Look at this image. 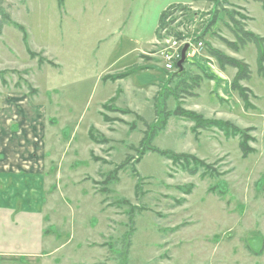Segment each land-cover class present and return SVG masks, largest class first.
<instances>
[{
    "label": "rangeland",
    "instance_id": "obj_1",
    "mask_svg": "<svg viewBox=\"0 0 264 264\" xmlns=\"http://www.w3.org/2000/svg\"><path fill=\"white\" fill-rule=\"evenodd\" d=\"M185 1L0 0V108H29L27 131L41 122L47 149L41 206L0 222V264H264V78L253 44L228 46L241 31L264 39V5ZM164 7L154 63L137 73L136 52ZM166 39L189 46L175 80L158 55ZM209 50L248 66L239 85L251 92L249 110L231 89L236 70H220ZM193 78L201 83L185 88L182 109L250 130L254 150L243 158L238 138L216 129L195 138L190 119L170 117L151 146L203 161L195 176L157 153L140 156L144 133L159 124L156 93H179ZM175 107L168 100L165 116ZM91 129L104 143L89 139Z\"/></svg>",
    "mask_w": 264,
    "mask_h": 264
},
{
    "label": "crops",
    "instance_id": "obj_2",
    "mask_svg": "<svg viewBox=\"0 0 264 264\" xmlns=\"http://www.w3.org/2000/svg\"><path fill=\"white\" fill-rule=\"evenodd\" d=\"M194 1L202 2V0H189L188 3ZM186 3L187 1L181 0L180 5ZM166 7L160 12L157 11L156 24L154 27L152 26L153 36L147 39L145 45H142L145 49L136 52L137 73L142 72L143 69H150L148 64L153 61L151 51L153 52L154 48L158 20ZM123 73L133 72L124 70ZM11 103L9 104L10 107L7 105L0 108V222H4L6 225L10 224V218L15 217L13 213L17 210L24 213L26 208L35 209L41 206L43 185L47 175L46 127L40 128V122L38 128L34 129L33 135L29 134L27 129L31 125L26 124H30V120L28 119L27 123L24 122V118L27 116L24 112L29 111V108L25 105L22 107L15 106L16 100ZM16 111L20 121L17 129L13 123V115ZM22 114L25 117H21ZM38 119L40 118L38 117ZM44 125L45 123L42 124V127ZM41 130L45 132L42 135H40ZM37 137L40 140L35 145L32 142Z\"/></svg>",
    "mask_w": 264,
    "mask_h": 264
},
{
    "label": "trees",
    "instance_id": "obj_3",
    "mask_svg": "<svg viewBox=\"0 0 264 264\" xmlns=\"http://www.w3.org/2000/svg\"><path fill=\"white\" fill-rule=\"evenodd\" d=\"M253 1L261 3L262 5H264L263 0H253ZM170 9L171 8L168 7L166 12H169ZM166 12L162 13L159 17L158 28L156 29V34H155L156 39H157L158 33L161 31V29L164 25V18H165ZM0 16L3 17L4 13L2 14L0 12ZM4 19H5V24H12L11 22H9V18L7 16H5ZM12 25H14V24H12ZM14 27L22 33L23 43H26L25 31L23 30V28L18 26V25H14ZM238 34H239L238 37H236L237 44H234V45L231 44L230 45L227 43L228 46L232 47L231 49L234 52H238L239 49L245 47V45L253 44L257 50L258 74L260 75V77L264 78V39L259 38L258 36L254 35L252 33L244 32V31H241ZM0 35H1V33H0ZM28 54L32 58L35 57V55L31 54V52H28ZM208 54L216 60L220 70L224 71L226 68H232V69L236 70V74L232 80L231 89H232V91L236 92L239 99L242 101L245 110H249V108H250L249 96H250L251 92L247 88H244V87L239 85L241 82H245V81L250 80V71H249L248 66L241 61L228 58L218 51L209 50ZM178 60H176L174 63V69H173L174 72H167L169 74V78H173L174 80L177 78H180L181 75L184 73V71H182V73H179L177 71L176 63L178 62ZM122 78H124L123 75L117 76L113 79H114V81H118ZM189 81L192 82L193 84H190V86H187L189 84H186V86H183L181 88L182 90L179 93H178V91H174V93L175 94L177 93L178 96H176L172 91L166 90V89L164 90V92H166L165 94H163L161 92H160L161 94H159V91L156 93L155 99H154V101H155L154 108H155L157 123L159 121V124L156 126L152 125V127H149L150 131L147 128V131L144 133V138L140 142L142 145V147H141L142 150H141L140 156L141 157L144 156V154L147 152L157 153L161 157H164L166 160L170 161L172 164L181 163L183 170L187 171L191 176L197 175L198 170L204 168L203 166L205 165V163L203 161H200L199 159L195 158L194 156L184 155V154L176 155V154H173L170 152H161V151L156 150L155 148H153L151 146L153 138L155 137L157 132L159 133L160 131H162L164 129V127H165V125H166V123L170 117H179V118H183V119H185V118L190 119L195 124V128L192 130V134L194 135L195 138L198 137V131L216 129L217 131L221 132L225 138H238L239 139L238 148H239V151L241 152V155L243 158H247L249 155L253 154L254 150L248 147V143H249V141H251L249 136H248V132L250 130L239 129V128L235 127L234 125H232L228 122H224V121L206 120V119H203L200 115H197L193 112H187V111L182 109L181 101L183 98L182 96H186V95H184V94H186L184 92L185 88L188 90L197 89L201 83V81L196 79V78L189 79ZM170 99H172L176 103L174 115H172L170 113L171 115L165 116V113L166 114L169 113V111H166L167 110L166 104H167L168 100H170ZM111 101L113 102L114 99H112ZM103 119L105 120V117H103ZM93 131H94V129H91L88 132L89 139L95 144H98V143L100 144V141L102 143H104V139L101 136H100V138H96L97 136L93 135ZM105 143H106V140H105ZM120 167L121 166H119V168ZM112 179L115 180V172H112L109 174V176L107 177V179L104 182V185L107 186L109 184L108 182L112 181ZM192 191H193V186L191 185V186L187 187L185 193L187 195H189V194H191Z\"/></svg>",
    "mask_w": 264,
    "mask_h": 264
},
{
    "label": "built area",
    "instance_id": "obj_4",
    "mask_svg": "<svg viewBox=\"0 0 264 264\" xmlns=\"http://www.w3.org/2000/svg\"><path fill=\"white\" fill-rule=\"evenodd\" d=\"M164 43L167 44V46L163 49H161L158 52L159 58L160 59H165V69L167 72H170L171 70L174 71V64L173 62L175 60H178L180 57V51L182 47L184 46L180 41L177 40H163ZM179 42V43H178ZM174 53H176V58L173 59ZM173 68V69H172Z\"/></svg>",
    "mask_w": 264,
    "mask_h": 264
},
{
    "label": "water",
    "instance_id": "obj_5",
    "mask_svg": "<svg viewBox=\"0 0 264 264\" xmlns=\"http://www.w3.org/2000/svg\"><path fill=\"white\" fill-rule=\"evenodd\" d=\"M188 47H189L188 45H185L182 47L180 51V57H179L178 62L176 63V68L179 73L182 72L183 64L186 62V53L189 49Z\"/></svg>",
    "mask_w": 264,
    "mask_h": 264
}]
</instances>
